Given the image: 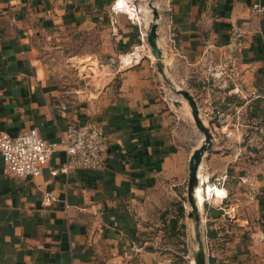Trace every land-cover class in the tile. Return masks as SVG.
<instances>
[{
    "label": "crops",
    "instance_id": "obj_1",
    "mask_svg": "<svg viewBox=\"0 0 264 264\" xmlns=\"http://www.w3.org/2000/svg\"><path fill=\"white\" fill-rule=\"evenodd\" d=\"M117 1L0 0V134L36 128L53 142L70 124L94 119L109 146L98 171L52 176L66 159L58 151L32 179L10 174L0 155V264H168L148 203L185 182L204 143L193 110L179 98L171 104L168 86L188 91L202 125L219 130L199 166L204 185L221 191L207 200L225 201L229 212L257 210L255 234L246 219L227 226L238 231L227 255L239 262L246 246L264 247L248 245L264 235V148L249 142L264 114V10L255 8L264 0H163V74L146 19L132 0L135 18L117 13ZM55 26L109 30L116 48L104 67L109 77L91 89L66 88L37 49ZM49 190L56 199L45 204Z\"/></svg>",
    "mask_w": 264,
    "mask_h": 264
},
{
    "label": "rangeland",
    "instance_id": "obj_2",
    "mask_svg": "<svg viewBox=\"0 0 264 264\" xmlns=\"http://www.w3.org/2000/svg\"><path fill=\"white\" fill-rule=\"evenodd\" d=\"M162 1L132 0L137 6L136 17L145 18L149 26L153 19L151 3L160 11ZM75 29L72 26L63 28L55 26L45 31L37 44L39 57L44 66L61 79L64 86L71 92L76 88L91 89L94 86L91 81L99 76L109 77V72H105L104 67L111 63L116 53L115 43L109 30L100 28L83 32ZM167 89L169 93L166 96L169 97L171 104L174 103L175 98H179L186 106H190L180 93L186 90L170 86ZM200 132L204 145L206 139L203 132ZM212 134L217 133L214 130ZM169 189L166 194H154L148 203L151 212L149 217L158 224L154 227L152 234L155 238L154 242L162 249V255H164L162 260L171 261L168 264H196L195 257L200 247L196 237L198 229L207 264H264V247L246 246L244 254H247V257L239 262H233V258L227 255L229 239L238 233V231H231V226L227 229V226L239 217L248 220L251 225L248 235L255 234L260 220L256 209L253 210L251 207V211L245 214L240 210L229 212L225 201L217 206L216 202L208 199L201 211L195 214L188 196L189 176L182 185ZM225 200H229V196ZM181 207L185 210L184 216H181ZM254 241L248 242V245H259L264 241V235H257Z\"/></svg>",
    "mask_w": 264,
    "mask_h": 264
},
{
    "label": "built area",
    "instance_id": "obj_3",
    "mask_svg": "<svg viewBox=\"0 0 264 264\" xmlns=\"http://www.w3.org/2000/svg\"><path fill=\"white\" fill-rule=\"evenodd\" d=\"M46 1V0H42ZM258 10L260 5H255ZM117 13H122L117 9ZM219 133V130H215ZM249 142L264 148V114L261 124L249 136ZM108 142L101 124L94 119L85 123H72L59 141H47L36 128L24 131L17 136L0 134V155L6 170L15 177L32 179L42 175L49 165L53 154L63 151L65 161L57 169L51 170L52 176L68 175L75 170L98 171L108 155ZM227 195L224 200L227 199ZM56 199L55 190L43 194V202L51 204Z\"/></svg>",
    "mask_w": 264,
    "mask_h": 264
},
{
    "label": "water",
    "instance_id": "obj_4",
    "mask_svg": "<svg viewBox=\"0 0 264 264\" xmlns=\"http://www.w3.org/2000/svg\"><path fill=\"white\" fill-rule=\"evenodd\" d=\"M151 9L153 10V19L148 27L147 32V42L151 50V54L156 60V66L160 73L163 74V67L162 63L164 61V53L158 43V20H159V13L156 7L151 3ZM183 97L188 101L191 109L193 110V115L196 118L200 130L203 132L205 136V144L198 149L190 160L189 165V189H188V196L189 200L192 204L193 212L199 213L201 209L199 208V204L196 200V188L199 185L200 178H199V166L205 155V152L209 150L213 145L214 135L212 134L211 130L202 125L201 121L198 119V106L195 98L187 91H180ZM196 237L200 244L199 251L195 257L196 264H207L205 253H204V245L201 240V236L199 234V230H196Z\"/></svg>",
    "mask_w": 264,
    "mask_h": 264
},
{
    "label": "bare ground",
    "instance_id": "obj_5",
    "mask_svg": "<svg viewBox=\"0 0 264 264\" xmlns=\"http://www.w3.org/2000/svg\"><path fill=\"white\" fill-rule=\"evenodd\" d=\"M116 9H119L121 12L128 13L132 18H135L136 8L131 6L128 0H118L116 4ZM200 182L196 188V200L199 204V208L202 209L207 198L211 197L213 194H221V191L210 184L204 185L206 181V176L204 177L201 172L199 173ZM208 181V180H207ZM220 196V195H219Z\"/></svg>",
    "mask_w": 264,
    "mask_h": 264
},
{
    "label": "trees",
    "instance_id": "obj_6",
    "mask_svg": "<svg viewBox=\"0 0 264 264\" xmlns=\"http://www.w3.org/2000/svg\"><path fill=\"white\" fill-rule=\"evenodd\" d=\"M180 211H181V216H184V211H185V210H184L183 207H181V210H180ZM219 214H221V212H219ZM183 227H185V225H183Z\"/></svg>",
    "mask_w": 264,
    "mask_h": 264
}]
</instances>
